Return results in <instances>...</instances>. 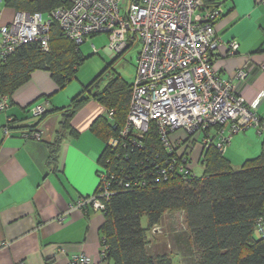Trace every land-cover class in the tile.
I'll use <instances>...</instances> for the list:
<instances>
[{"label": "crops", "instance_id": "1", "mask_svg": "<svg viewBox=\"0 0 264 264\" xmlns=\"http://www.w3.org/2000/svg\"><path fill=\"white\" fill-rule=\"evenodd\" d=\"M216 2L204 3L200 10L203 17L214 9L222 10L214 22L219 46L213 65L264 119V3ZM16 12L9 0H0V25L11 23ZM234 40L239 48L230 54ZM107 51L113 59L117 56ZM240 70L248 73L244 79L238 77ZM67 86L59 87L50 72L36 70L0 110V264H68L79 253L90 256L93 264H114L102 256L105 213L70 207L80 197L97 193L101 157L112 136L103 140L91 125L102 116L113 120L108 109L91 98L73 116L71 127L62 128L58 108L68 106L82 90H65ZM44 103L49 114L37 125L42 114L34 115L33 108ZM263 150L264 134L251 127L233 135L223 153L238 168ZM204 153L200 139L191 155L194 173ZM171 256L176 263L187 262L180 254Z\"/></svg>", "mask_w": 264, "mask_h": 264}, {"label": "trees", "instance_id": "2", "mask_svg": "<svg viewBox=\"0 0 264 264\" xmlns=\"http://www.w3.org/2000/svg\"><path fill=\"white\" fill-rule=\"evenodd\" d=\"M204 3L217 4L216 0H204ZM9 4L17 11L49 15L62 5H70V0H9ZM79 47L62 32L58 22L52 21L49 51H44L38 43L24 44L2 61L0 96H11L36 70L50 72L59 87L70 83L85 59ZM126 51L117 54L94 80L84 85L68 106L58 108L63 115L62 128L71 127L76 112L95 98L114 110V116L112 122L99 117L91 130L105 141L118 136L127 122L132 83L119 73H111ZM48 112L40 116L37 125ZM72 133L78 134L73 129ZM178 136L180 154L191 163L195 143L201 135L192 137L180 130L173 134V141ZM142 141V145L129 142L121 147V155H116L120 165L115 168L113 193L103 211L102 236L108 245L107 258L114 264H179L170 253L149 254L148 232L161 222L166 211L182 210L188 230L182 244L186 251H193L196 259L193 264H264V236H259L255 229L258 218L264 216V150L235 168L213 144L201 158L203 174L169 168L165 177L162 168L169 160L158 128L153 125ZM106 148L101 163L111 151ZM126 183L131 186L127 187ZM144 216L148 219L146 227L142 225Z\"/></svg>", "mask_w": 264, "mask_h": 264}, {"label": "built area", "instance_id": "3", "mask_svg": "<svg viewBox=\"0 0 264 264\" xmlns=\"http://www.w3.org/2000/svg\"><path fill=\"white\" fill-rule=\"evenodd\" d=\"M203 6L204 0H70V5H62L49 15L19 10L11 23L0 25V64L24 44L38 43L49 51L52 21L58 22L62 32L77 45L92 35L107 33V49L116 54L139 46L126 125L106 143L111 151L101 163L97 193L80 197L71 210L106 209L117 176L115 168L120 165L116 155H121V147L129 142L142 145L153 125L168 153L169 161L162 168L165 177L169 168L195 174L188 158L180 154V137L172 139L180 129L192 137L201 135L205 150L215 144L221 152L241 131L255 127L260 135L264 134V119L213 65V54L219 46L214 22L222 10L214 9L203 17ZM238 48V41H232L229 53H236ZM247 74L240 70L238 77L244 79ZM7 106L8 96H3L0 110ZM46 108L47 103L36 105L33 114H43ZM107 114L113 119V110L108 109ZM5 132L9 133V129ZM34 136L40 138V133ZM255 229L264 236V216L258 218ZM107 251L103 237V257H107ZM68 264L93 261L79 253L72 255Z\"/></svg>", "mask_w": 264, "mask_h": 264}, {"label": "rangeland", "instance_id": "4", "mask_svg": "<svg viewBox=\"0 0 264 264\" xmlns=\"http://www.w3.org/2000/svg\"><path fill=\"white\" fill-rule=\"evenodd\" d=\"M109 43V34L99 33L90 36L84 43L80 44V53L85 59L79 65L76 78L67 84L68 86L65 90L74 89V87H78V89L83 88L84 85H88L106 68L113 60V57H111L107 51ZM93 45H95L96 51ZM138 52V45H133L129 48L123 57L116 63L115 68L112 69L113 73L111 74L119 73L127 81L133 83L138 65ZM194 168L197 175L203 174V166L201 164H196ZM142 225L144 227L148 225L146 216L142 218ZM187 231L186 216L182 210L166 211L163 214L161 222L152 227L148 232L150 240V246L148 247L149 254L153 256L169 252L173 255L180 254L182 258H185V256L188 257L186 264H193L196 260L195 257L192 256L194 255V253H192L193 251H186L182 244L188 236ZM254 235L256 238L259 237L256 233Z\"/></svg>", "mask_w": 264, "mask_h": 264}]
</instances>
